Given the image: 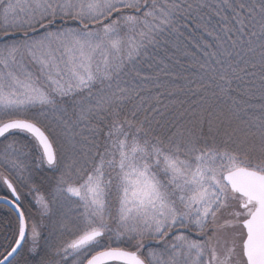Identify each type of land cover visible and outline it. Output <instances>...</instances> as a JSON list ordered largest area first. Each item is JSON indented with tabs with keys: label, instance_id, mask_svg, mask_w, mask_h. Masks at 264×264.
Wrapping results in <instances>:
<instances>
[{
	"label": "snow or ice",
	"instance_id": "snow-or-ice-1",
	"mask_svg": "<svg viewBox=\"0 0 264 264\" xmlns=\"http://www.w3.org/2000/svg\"><path fill=\"white\" fill-rule=\"evenodd\" d=\"M0 264H264V0H0Z\"/></svg>",
	"mask_w": 264,
	"mask_h": 264
}]
</instances>
